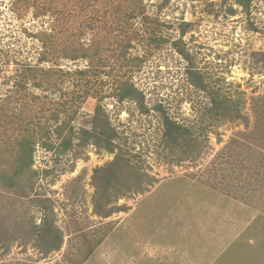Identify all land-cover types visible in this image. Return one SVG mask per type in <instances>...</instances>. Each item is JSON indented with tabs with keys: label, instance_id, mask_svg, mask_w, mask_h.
Listing matches in <instances>:
<instances>
[{
	"label": "rangeland",
	"instance_id": "obj_1",
	"mask_svg": "<svg viewBox=\"0 0 264 264\" xmlns=\"http://www.w3.org/2000/svg\"><path fill=\"white\" fill-rule=\"evenodd\" d=\"M0 264H264V0H0Z\"/></svg>",
	"mask_w": 264,
	"mask_h": 264
},
{
	"label": "trees",
	"instance_id": "obj_2",
	"mask_svg": "<svg viewBox=\"0 0 264 264\" xmlns=\"http://www.w3.org/2000/svg\"><path fill=\"white\" fill-rule=\"evenodd\" d=\"M218 95H217V93L215 94V96H212V98H211V103H212V105H213V109H216L217 108V105L219 104V103H221L220 102V100H219V97H217ZM171 123L169 122V123H167V125H170ZM175 126V125H174ZM176 127V129H177V131H181V132H186L187 131V129L184 127L183 128V126L181 125L180 127H178V126H175ZM170 128V127H169ZM177 135H178V133H176ZM172 138V136H170V139ZM46 227V225H43L42 226V228L44 229ZM37 230V229H36ZM37 234H38V232H37ZM57 242V241H56Z\"/></svg>",
	"mask_w": 264,
	"mask_h": 264
}]
</instances>
